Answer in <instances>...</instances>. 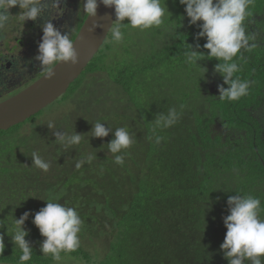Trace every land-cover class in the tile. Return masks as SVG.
I'll return each instance as SVG.
<instances>
[{"label": "trees", "instance_id": "16d2710c", "mask_svg": "<svg viewBox=\"0 0 264 264\" xmlns=\"http://www.w3.org/2000/svg\"><path fill=\"white\" fill-rule=\"evenodd\" d=\"M161 4L169 6L163 23L143 43H130L131 26L123 22L119 50L127 59L110 56L109 32L82 78L66 90L78 104L64 93L54 101L67 103L64 108L52 102L0 131V263L19 264L21 252L9 233L26 212L22 227L33 256L25 264L59 263L41 251L46 238L33 223L53 198L74 207L83 221L80 247L61 252L80 264H229L221 249L229 198H259L264 216V0H252L245 21L255 47L233 58L240 67L235 75L251 81L237 101L219 99V87L228 85L216 70L223 61L208 58L207 38H196L203 22L190 24L179 0ZM188 50L204 58L188 64ZM95 98L101 104H91ZM171 108L178 121L153 133L155 120ZM97 121L111 129L108 136L91 135ZM118 127H127L134 140L117 153H127L122 166L107 147ZM57 132L83 137L66 149ZM156 135L163 138L159 144ZM34 151L50 163L47 172L33 165ZM88 154L92 162L76 168Z\"/></svg>", "mask_w": 264, "mask_h": 264}, {"label": "clouds", "instance_id": "9594fccd", "mask_svg": "<svg viewBox=\"0 0 264 264\" xmlns=\"http://www.w3.org/2000/svg\"><path fill=\"white\" fill-rule=\"evenodd\" d=\"M42 0H0V30L4 29L13 15L10 9L18 6L22 11L17 15L22 21L35 20L41 14ZM60 0H53V7L58 6ZM114 8L116 23L111 26V38L121 41L123 38L122 26L125 19L132 28L140 30L158 27L163 23L165 7L161 0H81L83 12L88 17L96 16L99 4ZM185 6V13L190 18V24L202 21V29L197 34V39L206 37L207 42L203 47L208 51V58H217L223 62L216 66V70L223 74L224 83L227 88L219 87V99L237 101L248 94L251 81L241 80L235 74L240 67L233 61L242 48L251 50L255 45L250 44L253 36L246 34L245 21L251 15L249 6L252 0H179ZM183 19V17H181ZM93 22L90 32L100 27ZM197 47L199 45L197 44ZM190 49V46H189ZM38 59L46 78L51 79L55 73L54 68L60 62L79 64V56L74 47L73 39L54 27L48 22L43 27L42 43L39 44ZM186 62L195 64L196 60L204 58L202 53L194 51L185 52ZM179 113L175 108L168 110L167 115H160L155 120L153 133L157 129H167L173 126L179 119ZM54 127V122L48 123ZM111 131L100 121L94 123L91 131L93 137H106ZM57 142L66 149L79 145L82 140L81 134L56 133ZM115 138L107 145L112 154L121 153L128 149L133 143V135L127 127H118L114 133ZM163 138L156 135L155 142L159 144ZM126 152L114 156V162L123 165ZM33 165L47 172L50 163L43 159L38 152L32 153ZM94 159L92 154L84 156L76 163V168L82 167L85 162L91 163ZM230 214L224 217L227 228L221 249L225 250V257L229 264H244L247 260L250 264H264V216L261 215V201L252 195H237L228 200ZM29 213H24L14 221L11 232L15 245L21 252L19 264L31 260L33 253L29 243L25 240L28 232L22 225ZM33 223L39 228L42 236L46 239L42 243L41 251L44 255H51L54 261H61V252H74L80 247L78 233L81 231L82 219L74 207H66L54 198L47 200L43 207L34 216ZM3 237L0 236V254L4 250Z\"/></svg>", "mask_w": 264, "mask_h": 264}, {"label": "flooded vegetation", "instance_id": "af4514ba", "mask_svg": "<svg viewBox=\"0 0 264 264\" xmlns=\"http://www.w3.org/2000/svg\"><path fill=\"white\" fill-rule=\"evenodd\" d=\"M40 6L41 14L35 20L26 21L17 16L22 11L18 6L11 8L13 17L0 30V103L45 75L41 62L36 59L44 25L51 22L62 35L67 34L74 40L87 15L81 0H60L56 7L53 0H42Z\"/></svg>", "mask_w": 264, "mask_h": 264}, {"label": "water", "instance_id": "95a60500", "mask_svg": "<svg viewBox=\"0 0 264 264\" xmlns=\"http://www.w3.org/2000/svg\"><path fill=\"white\" fill-rule=\"evenodd\" d=\"M115 18L114 8L105 7L102 3L99 4L94 18L86 15L73 40L79 56V64L60 62L55 66V75L51 79L46 78L45 73L43 77L17 95L1 102L0 131L22 123L61 97L101 48L111 31ZM93 22L101 26L90 32Z\"/></svg>", "mask_w": 264, "mask_h": 264}, {"label": "rangeland", "instance_id": "374dc122", "mask_svg": "<svg viewBox=\"0 0 264 264\" xmlns=\"http://www.w3.org/2000/svg\"><path fill=\"white\" fill-rule=\"evenodd\" d=\"M162 5V4H161ZM163 7H165V12H166V10H167V8L169 7L167 4H163L162 5ZM164 18V17H163ZM156 29V27H152V28H149V29H145V30H140V29H138V28H132V27H129L128 29H127V34L129 35V37H130V43L132 44V45H135V44H137L136 42H141V43H143V42H145V41H147L148 39H150L154 34H155V30ZM108 36V35H107ZM108 41V38L106 37V39H105V41H104V43L102 44V46H101V48L99 49V50H101V49H103V47H104V45H105V43ZM113 44H112V46L110 47V50H109V54H110V56H114V55H117L119 58H121V59H123V60H125V59H127L128 58V56L126 55V54H124V53H122L120 50H119V47H120V44H121V41H119V42H117V41H114L113 40V42H112ZM99 50H98V52H99ZM98 52L94 55V56H97L98 55ZM134 53H136V50H134V52H133V54L131 55V57H129V58H133L134 57ZM80 76V75H79ZM78 76V77H79ZM82 78V76L81 77H79V79L78 80H80ZM77 80V81H78ZM71 85V84H70ZM66 93V92H65ZM63 95H65V94H63ZM106 96L107 97H109L107 94H106ZM70 98L71 99V101H72V103L73 104H78L77 102H75V100H74V96L73 95H71L69 92L68 93H66V97L65 98ZM83 98H84V96H83ZM73 99V100H72ZM85 99V98H84ZM86 100V99H85ZM86 101H90V100H86ZM59 102H54L53 104H54V106H56V105H61L63 108L65 107V105H67V103H65V102H63L62 104H58ZM70 104V101H69V103H68V105ZM91 104H101V100H99L98 98H95L94 100H92L91 101ZM115 107V106H114ZM68 108V107H67ZM66 108V109H67ZM55 109V108H54ZM113 111H114V109H112V107H111V109H110V113H109V115L107 116V119H108V117L113 113ZM55 114V110H53V111H48V112H46L45 113V115H47L48 117H50V116H53ZM42 116H44L43 114H41ZM83 242V245L85 244V240H83L82 241ZM57 263V262H56ZM81 262H79V261H77L76 259H73L72 257H70V256H64L62 259H61V261H59V263L58 264H80Z\"/></svg>", "mask_w": 264, "mask_h": 264}]
</instances>
